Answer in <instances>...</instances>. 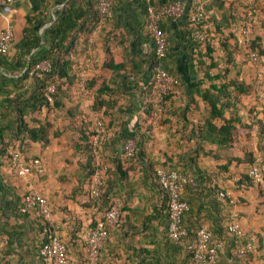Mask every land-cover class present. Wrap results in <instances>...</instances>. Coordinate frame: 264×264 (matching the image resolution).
<instances>
[{"label":"crops","instance_id":"1","mask_svg":"<svg viewBox=\"0 0 264 264\" xmlns=\"http://www.w3.org/2000/svg\"><path fill=\"white\" fill-rule=\"evenodd\" d=\"M184 1L188 9L198 2ZM222 1L225 10L238 20H252L247 37H259L264 46V0H257L255 4L254 0ZM60 2L14 0L10 13L0 12V31L12 30L14 46L22 39L26 17L43 18L44 14V24L39 30L42 34L51 24L48 19L54 20L55 13L64 6ZM254 6L256 12L251 15L249 12ZM210 13L217 19L222 17L215 6ZM124 18L121 12H116L92 20L82 31L73 32V45L66 57L70 64L68 76L59 81L62 83L58 92L62 102L59 108L43 106L34 112L23 108L24 122L29 127L49 124L46 144L26 140L23 153L18 152L19 163L38 159L41 172L33 167L21 174L13 165L11 154L15 151L11 146L17 145L18 114L14 103L9 105L6 99L15 98L17 89L12 85L3 86L0 92V264H46L38 254L43 240L38 217L34 210L20 211L21 199L32 193L46 198L53 230L66 245L70 264H88L87 235L104 218L113 197L122 202L123 213L118 224L107 227V239L99 250L97 264H195L188 244L201 227L223 242L219 254L222 264H264V74L258 77L242 74L244 56H248L251 48L240 42L235 31L237 41L227 38V49L221 46L223 40L219 35L211 34L207 39L214 48L217 68L229 70L224 79L215 83L236 79L251 86L250 93L236 102L237 112L250 126L249 132L237 137L234 149L227 151L201 142L194 134L203 129V116L207 112V103L196 92L195 84L202 82L203 88L211 84L201 70L197 77L188 73L190 70L182 60V53L186 52L182 36L194 28L175 21L166 33L171 50L165 61L182 81L178 80L180 85L172 89L174 94L166 103L164 115H160L155 111V68L151 67L150 60L154 46L150 41L135 40L124 25ZM204 29L207 32L212 25ZM201 37L204 34L195 31V38ZM200 48L204 51V47ZM203 60L206 64L210 62ZM193 64L197 65V61ZM0 73L8 75L1 69ZM26 89L29 92L32 89L30 80ZM96 100L103 103L93 108ZM230 114L226 112V117ZM97 121L103 123L106 134L95 144ZM134 134L140 136L138 153L133 158L126 157L124 143ZM251 166L262 170L260 183L248 180ZM159 167L181 172L188 178L182 199L189 205L184 223L191 236L185 242H174L167 234L166 195L154 179ZM96 175L102 181L99 197L91 193ZM219 191L226 194L224 199L218 197ZM232 223L239 225L243 238L229 233ZM244 241L251 242L253 249L239 258L236 251Z\"/></svg>","mask_w":264,"mask_h":264},{"label":"trees","instance_id":"2","mask_svg":"<svg viewBox=\"0 0 264 264\" xmlns=\"http://www.w3.org/2000/svg\"><path fill=\"white\" fill-rule=\"evenodd\" d=\"M173 1H180L183 4L184 14L179 18L163 16L159 20V27L164 34L167 44L166 57L162 60V66L169 74L175 76L180 82L182 81V79L172 73V70L168 67V64L165 61L170 57L171 50L167 43L166 33L171 29V24H174L175 21L183 22L186 26H192L194 31H185L182 36L181 43L186 49V52L182 53V60H184L185 67L190 70L188 73L197 77L201 70L203 72V77L211 81L209 88H203L202 82L199 81L195 84L196 92L202 100L207 103V112L206 115L203 116V129H198L194 134L198 140H201V142L209 143L227 151L234 149L237 137L239 138V136L248 133L250 129V126L245 122L244 117L237 112L236 102L240 101V98L243 95H248L250 93L251 86L245 84L242 80L236 79L220 84L215 83L216 80L224 79L228 75L229 70L228 68H217L213 56L214 48L207 39L211 34L219 35L223 40L221 46H223L224 49H227V38H235L237 41L234 33V26L239 25L242 21L244 22L247 18L238 20L232 12H229L228 9L225 10L224 2L222 0H211L208 4L204 3L205 0H198V2L193 4L189 9L184 0H114L109 11L104 14L99 10V0H61L60 3H63L64 6L60 11L55 13L54 20L48 19L51 24L42 34L39 33V30L43 26V18L46 16L43 14L41 15L43 18H40V16L28 15L26 17V25L23 29L22 39L16 44H13L14 46L11 44L14 48V52L12 53L10 47L7 55L0 56V69L2 71H7L8 73V75L0 73V92L3 90V86L11 87L12 85L13 88L17 89L15 98L6 99V102L9 105L14 103L13 108L18 114V129H16L17 134L15 136L17 145L11 146L12 151L23 153L26 140L43 142L44 144L48 142L47 133L49 124L45 122L43 124L41 123L38 127H29L24 122L23 108L29 109L30 112H34L43 106L59 108L62 105L60 94H58L61 90L62 83L59 81L62 77L68 76L67 68L70 64L66 57L73 45V32H79L87 28L88 23L92 20H97L100 17H108L109 14L121 12L126 16V18H124V25L129 29L128 31L134 36V39L141 42L150 41L154 46L151 33L147 28L149 9L158 10ZM254 1L255 4L257 0ZM212 6H215L221 11L222 17L220 19H217L214 13H210ZM253 8H255V6L252 7L249 12L251 15H254L256 12L254 11L256 8ZM196 12H200L201 16L198 21H192L191 16L196 14ZM130 24H133V26H130ZM209 24L212 25V29H209L206 32L204 27ZM195 31L202 32L204 37H201V39L195 38ZM43 38L45 39L44 43H42ZM247 41L249 42V47L254 50L264 62V46L261 43V39L259 37H247ZM45 43L48 44V47ZM201 46L204 47V51L200 48ZM203 59H209V64H206ZM150 60L152 61L151 67L156 68L159 61L155 55V46L154 52L150 56ZM195 60L197 61V65L193 64ZM43 61L49 62V70L43 71L35 69V66ZM112 67L117 69L116 66ZM216 68L217 72L212 74L213 70ZM28 80L31 81L32 89L30 92L27 89L25 90V85ZM50 83H53L56 86L53 103H49L43 95L44 88ZM27 93H29L28 98H26ZM173 94L174 93L171 90L164 97V108L167 107L166 103ZM102 103L103 102H98L96 100L93 108L101 106ZM155 111L160 114L157 109ZM228 111L231 114L229 117H226V112ZM162 114L164 115V112ZM220 121L222 123L218 125V122ZM256 121L259 122L257 119ZM131 137L137 138L135 153L130 157L133 158L138 153L140 136L134 134ZM2 148L5 150L6 147ZM5 151H7V148ZM235 160L238 162L243 161L240 158H235ZM154 179L158 186L155 172ZM248 180L251 182L249 178ZM23 199L24 198L21 199V206L23 204ZM165 209H167V198ZM186 213L184 215H186ZM184 215L182 223L185 226ZM38 221L43 239L39 245L40 249L42 244L47 242L48 235L43 232L45 221L39 217ZM51 229L54 231L53 227ZM213 239L217 240L214 237ZM186 240H183V242ZM246 242L247 241L242 242L238 248ZM39 249L38 254L40 256ZM191 256L194 261L192 253ZM41 260L43 261L42 258Z\"/></svg>","mask_w":264,"mask_h":264},{"label":"built area","instance_id":"3","mask_svg":"<svg viewBox=\"0 0 264 264\" xmlns=\"http://www.w3.org/2000/svg\"><path fill=\"white\" fill-rule=\"evenodd\" d=\"M114 0H99V10L101 13H107ZM14 0H0V12L8 14L11 12ZM184 14V6L180 1H173L158 10L149 9L147 28L151 33V37L155 46V55L159 61L154 73V87L157 91L156 107L160 114L165 110L163 106L164 97L173 88L179 85L178 79L169 74L162 66V60L166 57V40L164 34L159 27V20L163 16L172 18L182 17ZM201 14L191 16L192 21H198ZM249 17L250 14H249ZM252 20L249 18L240 25L234 26V31L240 37V42L244 46H249L247 36L251 32ZM13 42V32L9 28L0 31V56L8 54ZM247 55L252 63L261 61L259 55L252 49H248ZM50 64L43 61L35 66L37 70L48 71ZM56 93V86L53 83L48 84L43 91V95L49 103H53ZM96 134L94 135V143L97 144L99 139L106 134L103 123L97 121L95 124ZM136 138H127L124 143V153L126 157H132L136 150ZM12 155L13 165L18 169L19 173L24 174L35 167L41 172V164L38 159L30 163H19V153L14 152ZM248 178L253 183H260L263 180V172L257 166H251L247 172ZM155 177L159 188L166 194L167 198V214L168 226L167 234L174 242L181 243L183 240L189 239L190 231L183 225V215L189 210V205L182 199V192L188 183V178L181 172L171 170L167 167H159L155 170ZM95 185L92 190L93 197H99L102 193L101 178L96 175ZM218 197L224 199L226 194L222 191L218 192ZM34 210L37 217L45 221L43 232L47 234V242L43 243L39 249L41 258L46 264H70L67 256V248L59 236L52 231V215L49 204L43 196L32 193L24 196L21 212L26 213ZM123 213L122 202L113 197L110 199L108 209L104 218L97 221L94 227L87 235V244L89 250L88 264H97L99 250L107 239V227L116 225L120 222ZM228 231L237 238H243L244 233L238 224H230ZM223 242L214 240L211 232L205 227L199 228L192 242L188 244V248L193 254L195 264H222L219 259L220 251L223 249ZM253 249L251 242H246L236 251V256L245 257Z\"/></svg>","mask_w":264,"mask_h":264},{"label":"rangeland","instance_id":"4","mask_svg":"<svg viewBox=\"0 0 264 264\" xmlns=\"http://www.w3.org/2000/svg\"><path fill=\"white\" fill-rule=\"evenodd\" d=\"M257 23H259V20L257 19L256 21ZM245 59V64L242 66L243 69V75H247V74H253V76H262L264 74V62L261 60L258 63H252L248 56H244Z\"/></svg>","mask_w":264,"mask_h":264}]
</instances>
